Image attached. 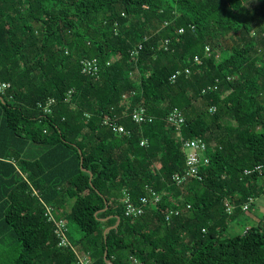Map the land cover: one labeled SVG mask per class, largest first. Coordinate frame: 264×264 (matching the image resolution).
Wrapping results in <instances>:
<instances>
[{
	"label": "trees",
	"instance_id": "obj_1",
	"mask_svg": "<svg viewBox=\"0 0 264 264\" xmlns=\"http://www.w3.org/2000/svg\"><path fill=\"white\" fill-rule=\"evenodd\" d=\"M0 81V264H264V218L227 234L264 191L245 174L264 166V0H0ZM198 137L210 162L177 184ZM146 185L161 201L127 216ZM48 208L81 237L60 245Z\"/></svg>",
	"mask_w": 264,
	"mask_h": 264
},
{
	"label": "built area",
	"instance_id": "obj_2",
	"mask_svg": "<svg viewBox=\"0 0 264 264\" xmlns=\"http://www.w3.org/2000/svg\"><path fill=\"white\" fill-rule=\"evenodd\" d=\"M184 28L180 29V32H183ZM168 42V39L166 40ZM142 48V43L139 44V46L135 47L131 51L132 56H137L139 54L140 49ZM205 53L207 56H210L212 53L211 47L209 45H206L205 47ZM195 63H200L201 59L200 56L194 57ZM81 70L85 74L89 75H97L100 71V61L98 58H88L85 57L81 60ZM110 64V62L108 63ZM182 72L186 74H191L192 70L190 67H185L184 69L177 70L176 73H174L171 77V79L174 81L176 77L181 74ZM230 79V77H228ZM219 81V79L217 80ZM9 86V83L6 81H0V92H4L5 89ZM214 87L217 88V85ZM211 89V87H209ZM207 89H203V93H205ZM124 98H127V94L123 95ZM54 101V99H51L49 101V104H51ZM46 106V111L48 110V106ZM217 107L212 106L210 107V111L214 112L216 111ZM132 118L135 122L139 124H143L146 122H152L154 121L155 117L148 112L146 107L144 105H139L136 108H134L132 112ZM186 117L184 112L179 108L175 107L173 108L169 114L167 115V122L174 126L177 130H180L182 125L185 123ZM104 124L109 126L112 131L117 133H125L129 134L130 131L126 129V127L122 124H119V122L116 120V118H113L109 115H106L104 118ZM142 145L147 144V140L141 141ZM210 145L209 143L203 138H192L185 140L183 142V149L186 153V168L183 172H177L173 175V180L177 184H183L187 182L191 178H202L200 174V169L202 165H205L210 162V158L208 155ZM263 165L258 164L253 168L246 169L245 174H251L254 171H258L262 174L263 172ZM162 199V194L159 193L157 190H155L150 185H146V194L143 195L140 200L133 201L131 194L128 192H125V214L127 216H140L147 212V209L152 204L159 203ZM227 210L231 211L234 208V205L227 201ZM245 208H247V205H245ZM179 215L178 210H170L167 214L166 219L170 220L172 216ZM49 220L54 221L56 224V233L60 239V245H70L71 241L68 235V224L65 219H57L52 213L50 208H48V214H47Z\"/></svg>",
	"mask_w": 264,
	"mask_h": 264
},
{
	"label": "rangeland",
	"instance_id": "obj_3",
	"mask_svg": "<svg viewBox=\"0 0 264 264\" xmlns=\"http://www.w3.org/2000/svg\"><path fill=\"white\" fill-rule=\"evenodd\" d=\"M263 181L264 179H261L260 183H263ZM263 216H264V191H262L261 194L256 197L252 209L248 210V212L246 211L245 215H242L240 218H238L237 220L235 219L234 222H232V226L229 228L227 234L233 235L237 233H243L244 230L249 226L257 225L258 220L263 218ZM68 226L70 231V238L73 241L79 239L82 233L78 225L70 223L68 224Z\"/></svg>",
	"mask_w": 264,
	"mask_h": 264
},
{
	"label": "water",
	"instance_id": "obj_4",
	"mask_svg": "<svg viewBox=\"0 0 264 264\" xmlns=\"http://www.w3.org/2000/svg\"><path fill=\"white\" fill-rule=\"evenodd\" d=\"M82 161H83V159H82ZM84 168V167H83ZM85 169V168H84ZM90 174H91V178H92V173L90 172ZM108 208V204H106V207L104 208V210H106ZM119 222H120V218L118 217V219H117V222H116V224L114 225V226H111V227H109V228H106V230H105V233L110 229V228H114V227H116L118 224H119ZM105 256H106V254H105ZM111 264H113L112 262H110Z\"/></svg>",
	"mask_w": 264,
	"mask_h": 264
},
{
	"label": "crops",
	"instance_id": "obj_5",
	"mask_svg": "<svg viewBox=\"0 0 264 264\" xmlns=\"http://www.w3.org/2000/svg\"><path fill=\"white\" fill-rule=\"evenodd\" d=\"M88 58H94V57H88ZM97 58V57H96ZM100 61V60H99ZM111 63V61H108V63ZM107 63V64H108ZM100 64H101V62H100ZM100 69H101V66H100ZM153 115V114H152ZM106 116V115H105ZM105 116H104V118H105ZM154 116V115H153ZM131 117H132V114H131ZM155 117V116H154ZM104 118H103V124H104ZM132 120H133V118H132ZM134 121V120H133ZM137 123V122H136ZM104 125H106V124H104ZM107 126V125H106ZM107 127H109V126H107ZM110 128V127H109ZM263 218H264V216H263ZM262 219V218H261Z\"/></svg>",
	"mask_w": 264,
	"mask_h": 264
}]
</instances>
